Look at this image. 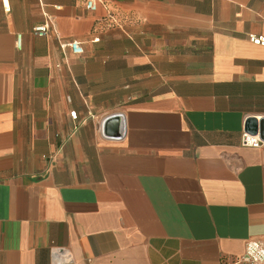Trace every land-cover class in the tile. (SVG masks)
<instances>
[{
    "label": "crops",
    "instance_id": "obj_1",
    "mask_svg": "<svg viewBox=\"0 0 264 264\" xmlns=\"http://www.w3.org/2000/svg\"><path fill=\"white\" fill-rule=\"evenodd\" d=\"M85 2L0 0V264H227L264 242V142L243 145L264 0Z\"/></svg>",
    "mask_w": 264,
    "mask_h": 264
},
{
    "label": "built area",
    "instance_id": "obj_2",
    "mask_svg": "<svg viewBox=\"0 0 264 264\" xmlns=\"http://www.w3.org/2000/svg\"><path fill=\"white\" fill-rule=\"evenodd\" d=\"M102 3V0H86V8L91 11H96ZM34 33L38 36L44 37L50 34L51 25L48 23L38 25L34 28ZM97 40V39H96ZM249 40L255 45L264 46V36L250 34ZM22 44V36L17 37V45L20 48ZM62 49L70 48L72 52L76 55H81L84 53V48L81 43L77 41H72L70 43L61 44ZM71 117L77 120V112H71ZM243 145L259 148L263 145V141L258 136H252L247 133L243 136ZM54 259L60 263H71V256H62L61 253L57 250H53ZM227 264H264V242L262 241H249L244 254L236 256L232 259L231 262Z\"/></svg>",
    "mask_w": 264,
    "mask_h": 264
},
{
    "label": "water",
    "instance_id": "obj_3",
    "mask_svg": "<svg viewBox=\"0 0 264 264\" xmlns=\"http://www.w3.org/2000/svg\"><path fill=\"white\" fill-rule=\"evenodd\" d=\"M117 120L110 119L108 120L107 129L110 125L114 124ZM245 133L257 136L259 135L260 139L264 142V120L258 121L255 118H248L245 125Z\"/></svg>",
    "mask_w": 264,
    "mask_h": 264
}]
</instances>
